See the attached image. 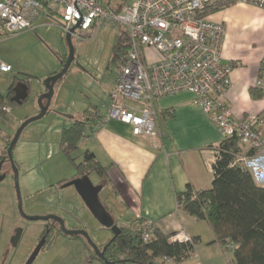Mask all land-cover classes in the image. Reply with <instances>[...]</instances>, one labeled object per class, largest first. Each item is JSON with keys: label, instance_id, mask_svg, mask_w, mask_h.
<instances>
[{"label": "crops", "instance_id": "crops-1", "mask_svg": "<svg viewBox=\"0 0 264 264\" xmlns=\"http://www.w3.org/2000/svg\"><path fill=\"white\" fill-rule=\"evenodd\" d=\"M209 19L223 24V61L235 64L231 87L225 98L233 119L264 117V97L253 95L257 94L254 93L255 84L264 57V10L234 4L210 14ZM147 54L154 58L152 60L157 59L152 52ZM17 80L14 79L9 86ZM114 85L115 79L106 86V91L110 93ZM94 108L88 112L89 121L79 152H90L100 166L108 168L104 179L94 175L97 180L92 182L102 184V190L106 189L104 196H101L102 190L99 193L100 201L117 226L137 227L151 223L155 229L171 237L184 232L190 238H197V243L192 257L180 264H229L231 254L214 242L209 225L176 210L175 194L184 191L187 184L196 190L210 189L212 148L223 140L196 106L193 94L181 93L156 100V124L163 137L155 140L134 135L130 126L116 120L99 125L97 116L106 115L110 108L109 99L103 111ZM62 115L57 116L62 127L55 132L56 136L81 117L67 115V112ZM262 135L264 137V130ZM241 160L246 162L245 169L255 183L264 187V159L240 144L234 162L242 167ZM4 197L5 193L0 189V253L6 248Z\"/></svg>", "mask_w": 264, "mask_h": 264}, {"label": "built area", "instance_id": "built-area-1", "mask_svg": "<svg viewBox=\"0 0 264 264\" xmlns=\"http://www.w3.org/2000/svg\"><path fill=\"white\" fill-rule=\"evenodd\" d=\"M220 1L264 10V0H130L119 12L102 0H0V35L34 30L43 13L56 14L59 22L55 25L65 36L70 34L73 42L82 41L85 33L96 32L102 25L115 26L127 34L129 47L109 95L110 108L99 125L116 120L130 126L136 136L161 139L156 100L190 93L223 140L236 136L241 145L264 159V117L234 120L225 100L235 64L223 61V24L206 16V10ZM72 28L76 29L70 33ZM149 51L156 60L149 58ZM11 71L0 60V76ZM255 87L264 91V57ZM1 111L12 112L8 104ZM213 156L211 166L214 152ZM241 163L247 166L244 160ZM153 230L151 223L141 226L143 242L151 239ZM170 241L190 242L191 238L180 232Z\"/></svg>", "mask_w": 264, "mask_h": 264}, {"label": "rangeland", "instance_id": "rangeland-1", "mask_svg": "<svg viewBox=\"0 0 264 264\" xmlns=\"http://www.w3.org/2000/svg\"><path fill=\"white\" fill-rule=\"evenodd\" d=\"M119 4L122 1L114 0L112 7ZM210 14L213 13L206 10V16L209 17ZM41 16L34 30L7 37L0 36V60L12 68L10 73L0 76V92L5 93L14 79H31L27 101L21 105L10 106L11 114L0 119V162L5 140L8 137L12 139L25 118L37 114V99L45 90L43 81L61 69L57 57L68 54L65 35L56 26L59 22L58 16ZM119 31L115 26L102 25L96 32L85 33L82 41H72L74 60L62 80L54 86L49 113L41 120L29 124L20 134L12 158L18 172L22 210L25 215L42 217L49 208L58 211L59 204H62L69 209L71 216L83 218L86 224L92 218L82 203L74 197L72 188L56 189L63 178L73 174V166L58 149L60 135L56 136L55 132L62 126L57 116H63L62 113L67 112V115H76L79 118L85 111L95 110L94 107L103 111L110 94L106 91V86L115 79L121 68L119 61H111ZM1 174L5 176L0 182V189L5 193L6 248L0 253V264H25L35 246L40 222H27L19 216L12 169L7 160L1 165ZM96 178L93 175L90 179L96 181ZM57 190L62 194L60 200ZM105 193L106 189L102 190L101 196ZM92 220L95 224L92 232L98 241L105 243L110 238V233ZM18 229L23 230V233L16 245L12 246V237ZM68 255L76 264L85 263L84 255L78 250L57 244L46 252H40L32 264H67L68 261L63 262V258Z\"/></svg>", "mask_w": 264, "mask_h": 264}, {"label": "trees", "instance_id": "trees-1", "mask_svg": "<svg viewBox=\"0 0 264 264\" xmlns=\"http://www.w3.org/2000/svg\"><path fill=\"white\" fill-rule=\"evenodd\" d=\"M119 1H122V4L114 7L115 12H119L130 3V0ZM112 2L114 0H108L106 4L112 8ZM227 6L229 4L220 1L207 10L214 13ZM128 47L127 34L120 29L111 61H119L121 65ZM66 57L67 55L57 57L61 67ZM25 83L29 86L31 80L27 79ZM255 89L254 93L257 94H253L254 97H264L263 90L256 87ZM11 97L12 85L5 90V93L0 92V119L7 118V114L1 111V106L4 104L16 106L10 102ZM88 112L89 110L85 111L80 119H75L72 126L62 129L58 149L73 168L83 172V176L95 175L104 179L108 168L100 166L90 152H79L80 143L86 134L85 127L89 121ZM99 120L100 117L97 116V121ZM10 140V137L5 140L1 160ZM239 145L240 140L234 136L222 140L219 145L212 148L215 161L211 166L213 179L210 189L196 190L187 184L184 191L175 194L176 210L196 220L205 221L213 233L214 242L231 254V264H264V187L258 186L252 175L234 162L239 152ZM80 156L84 161L80 168H77L75 161ZM119 228L120 234L110 242L104 254L105 259L114 264H163L166 262L180 264L192 257L197 243V238H191L190 242H171V235H165L155 228L151 239L143 242L141 226L131 225Z\"/></svg>", "mask_w": 264, "mask_h": 264}, {"label": "water", "instance_id": "water-1", "mask_svg": "<svg viewBox=\"0 0 264 264\" xmlns=\"http://www.w3.org/2000/svg\"><path fill=\"white\" fill-rule=\"evenodd\" d=\"M76 27H79L78 25ZM76 28H72L70 33L73 32ZM65 42L68 48V54L66 57L65 62L63 63L59 72L55 73L54 75L48 76L43 81L44 92L39 96L37 99V107L38 112L35 116L31 118L25 119L15 131L14 136L10 140L4 158H2L0 162V182L4 179V175L1 174V165L5 160L9 162L12 169L13 175V185H14V192L16 196L17 202V212L21 218H23L27 222H36V221H47L52 218V216H27L24 214L22 210V198L19 189V182H18V172L13 163L12 152L17 143V140L22 133V131L31 123L41 120L49 113L50 103L53 97L54 86L62 80L64 75L68 72L69 68L71 67L73 60H74V47L72 45V40L70 34L65 36ZM31 84V83H30ZM31 85H27L25 82H17L16 85L12 89V97L10 99L11 103L15 105H21L29 96ZM72 187L77 197L80 199L82 204L85 206L86 210L90 213V215L96 220V222L105 230L110 232L112 235V240L115 239L120 234V228L117 226L115 220L108 214L104 206L99 201L98 195L102 190L103 185H93L90 179V176L84 175L80 178L74 179L69 183H66L61 187V189ZM21 235V230H16L14 236L12 237L11 243L12 246H15L18 242ZM88 242H90L88 240ZM91 244V243H90ZM42 244H39L35 250L31 253L28 260L25 264H32L36 259L37 255L40 252ZM96 250V248L93 246ZM107 246H104L103 251H105ZM97 252V251H96ZM104 264H114L108 262L104 254L99 255Z\"/></svg>", "mask_w": 264, "mask_h": 264}, {"label": "flooded vegetation", "instance_id": "flooded-vegetation-1", "mask_svg": "<svg viewBox=\"0 0 264 264\" xmlns=\"http://www.w3.org/2000/svg\"><path fill=\"white\" fill-rule=\"evenodd\" d=\"M19 81L25 82L27 81V79H22V78L18 79L12 84V89L16 85V83ZM4 156L5 154L3 155V158ZM83 161L84 159L82 156H80L75 161V165L77 166V168H80V165L83 163ZM82 176H83V172L80 169L78 170L76 168H73V174H71L68 178H63V180H61L58 183V186L56 187V189L62 190L61 187L63 185L71 182L74 179L80 178ZM92 184L97 185V184H94L93 182ZM68 188H72V187H68ZM57 197L59 200L62 197V194L60 191H58ZM74 197L78 199V201H80V199L77 197L76 194L74 195ZM98 198L100 201V194L98 195ZM80 203L82 202L80 201ZM59 205L60 206H58L59 207L58 211H54L53 209L49 208V211L47 213H44L43 216H52L51 219L47 221H38L40 222V226H39L40 228L37 231L36 243H35V246L32 252L35 250V248L39 244H42L40 252L42 251L46 252L51 247L57 244H60V245H64L68 247L69 249H72V248L73 250L76 249L81 254H83L85 263H82V264H104L102 258L99 255L105 254L106 251L108 250L107 248L106 251H103V248L104 246L108 247L110 245V242L112 241V235L110 234V238L105 243L98 241L97 237L95 236V233H93L92 232L93 230H91L93 226L95 225L92 220L94 219L92 216H91L92 218L90 217L91 218L90 221L92 220V223L89 224L90 223L89 221V223L86 224L85 220H82L83 218L80 219L78 217L71 216L68 212L69 209H66L64 206H62V204H59ZM84 209L86 210L85 206H84ZM22 233H23V230H21V234ZM88 240L90 242H88ZM93 246L96 248V250L93 248ZM62 248L63 246L61 247V249ZM69 257L70 256L68 255L65 257V259L63 258V262L68 261L67 264H76V261L72 260V257H70L69 259ZM75 259H77V257H75Z\"/></svg>", "mask_w": 264, "mask_h": 264}]
</instances>
